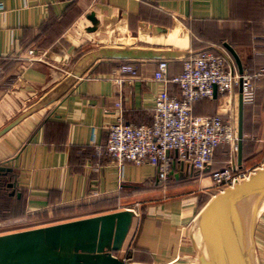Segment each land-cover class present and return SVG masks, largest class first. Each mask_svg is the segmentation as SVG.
<instances>
[{
  "label": "crops",
  "instance_id": "obj_1",
  "mask_svg": "<svg viewBox=\"0 0 264 264\" xmlns=\"http://www.w3.org/2000/svg\"><path fill=\"white\" fill-rule=\"evenodd\" d=\"M0 128L28 106L50 101L0 136V166L12 169L18 196L5 198L8 218L0 234L138 204L134 233L128 229L114 255L133 264L195 263L193 220L212 196L209 173L264 165V79L251 104L242 106L241 158L237 140L212 151L202 171L173 161L166 180L150 164L121 168L101 153L106 127L151 121L161 86L151 79L158 60L166 76L201 50L222 55L232 72L264 67V0H0ZM231 51L228 49V47ZM31 49L42 61H26ZM134 51L136 77L121 86L108 78L116 62L103 56ZM79 54L70 64L71 58ZM244 60V61H243ZM170 87V86H168ZM239 87L196 100L191 115L219 114L238 127ZM96 164V167H94ZM71 206L70 212L61 208ZM65 210V209H64ZM41 213V220H34ZM256 264H264V208L254 230Z\"/></svg>",
  "mask_w": 264,
  "mask_h": 264
},
{
  "label": "built area",
  "instance_id": "obj_2",
  "mask_svg": "<svg viewBox=\"0 0 264 264\" xmlns=\"http://www.w3.org/2000/svg\"><path fill=\"white\" fill-rule=\"evenodd\" d=\"M26 53L27 56L22 58L24 62L41 61L42 54L36 56L31 49ZM135 77L136 69L132 64H120L108 79L121 86ZM151 79L161 88L154 98L150 123L138 126L123 123L121 105L117 100L113 105L115 120L106 127L103 152L92 142L90 146L94 156L103 153L119 168L124 163L134 166L150 164L155 168L156 179L164 182L173 161L182 164L188 172L202 171L209 165L214 148L237 140L235 126L222 120L219 114L191 115L193 103L211 97L213 88L214 92L224 95L237 86L243 104L252 103L255 82L264 79V67L251 73L232 72L226 68L222 55L201 50L182 60L180 71L170 77L166 76V62L158 60ZM254 170L226 167L213 170L209 173V190L212 195L221 192L247 179ZM125 209L132 212L128 229L134 233L140 216L138 204Z\"/></svg>",
  "mask_w": 264,
  "mask_h": 264
},
{
  "label": "water",
  "instance_id": "obj_3",
  "mask_svg": "<svg viewBox=\"0 0 264 264\" xmlns=\"http://www.w3.org/2000/svg\"><path fill=\"white\" fill-rule=\"evenodd\" d=\"M112 53L103 57H137L131 50ZM49 101L47 96H43L28 106L0 128V136ZM238 103L239 163L242 146L241 92ZM263 201L264 165L255 169L247 179L213 194L205 202L193 220L190 233L196 262L178 264H256L254 230ZM131 216L130 210L123 209L0 234V264H133L114 255L120 250L128 232Z\"/></svg>",
  "mask_w": 264,
  "mask_h": 264
},
{
  "label": "trees",
  "instance_id": "obj_4",
  "mask_svg": "<svg viewBox=\"0 0 264 264\" xmlns=\"http://www.w3.org/2000/svg\"><path fill=\"white\" fill-rule=\"evenodd\" d=\"M113 61L116 62V65L117 67L120 65V64H133V61L132 60H124V59H111ZM261 81V80H260ZM259 82V81H258ZM257 82V84H258ZM251 104V103H250ZM102 152V151H101ZM0 168H2L0 170V221L8 218L6 216V212L7 209H8V206L6 205V202H5V198H16V195H15V191H14V188H13V184H12V178L15 176V174L12 172V169L10 168H5L3 166H0ZM7 183H11V186H7ZM71 206H66L65 208H61L60 210H62V213H68L70 212V208ZM65 209V210H64ZM41 213H36L34 217H39V218H32L34 220H41Z\"/></svg>",
  "mask_w": 264,
  "mask_h": 264
},
{
  "label": "rangeland",
  "instance_id": "obj_5",
  "mask_svg": "<svg viewBox=\"0 0 264 264\" xmlns=\"http://www.w3.org/2000/svg\"><path fill=\"white\" fill-rule=\"evenodd\" d=\"M79 54L77 53V54H75L72 58H71V60H70V62H69V64L78 56ZM42 60H44V57H43V55H42V57H41V61Z\"/></svg>",
  "mask_w": 264,
  "mask_h": 264
},
{
  "label": "bare ground",
  "instance_id": "obj_6",
  "mask_svg": "<svg viewBox=\"0 0 264 264\" xmlns=\"http://www.w3.org/2000/svg\"><path fill=\"white\" fill-rule=\"evenodd\" d=\"M263 208H264V201H263L262 204L260 205L258 212H261V210H262Z\"/></svg>",
  "mask_w": 264,
  "mask_h": 264
}]
</instances>
